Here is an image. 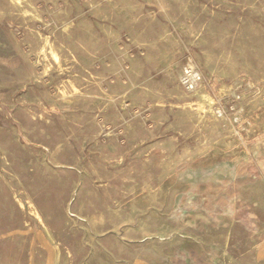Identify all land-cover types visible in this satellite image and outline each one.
Instances as JSON below:
<instances>
[{
    "label": "rangeland",
    "instance_id": "obj_1",
    "mask_svg": "<svg viewBox=\"0 0 264 264\" xmlns=\"http://www.w3.org/2000/svg\"><path fill=\"white\" fill-rule=\"evenodd\" d=\"M0 264H264V0H0Z\"/></svg>",
    "mask_w": 264,
    "mask_h": 264
},
{
    "label": "bare ground",
    "instance_id": "obj_2",
    "mask_svg": "<svg viewBox=\"0 0 264 264\" xmlns=\"http://www.w3.org/2000/svg\"><path fill=\"white\" fill-rule=\"evenodd\" d=\"M118 10V9H117ZM119 11V10H118ZM123 14V13H122ZM14 35V34H13ZM161 53V52H160ZM169 53H170V51H169ZM162 54V53H161ZM163 55V54H162ZM165 55V54H164ZM166 61V60H165ZM170 61V60H169ZM167 62V61H166ZM168 64V63H167ZM166 66V65H165ZM242 106V105H241ZM193 123V122H192ZM206 133V132H205ZM30 204H31V202H30ZM132 217V216H131ZM125 222V221H124ZM167 227V226H166ZM162 229H164V228H162ZM162 231V230H161ZM164 231H165V229H164ZM167 231H169V230H167Z\"/></svg>",
    "mask_w": 264,
    "mask_h": 264
}]
</instances>
